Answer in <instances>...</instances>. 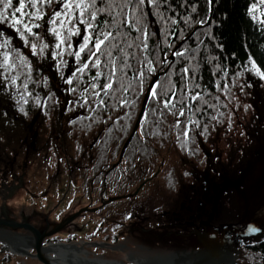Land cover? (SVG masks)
Instances as JSON below:
<instances>
[{"label":"flooded vegetation","instance_id":"obj_1","mask_svg":"<svg viewBox=\"0 0 264 264\" xmlns=\"http://www.w3.org/2000/svg\"><path fill=\"white\" fill-rule=\"evenodd\" d=\"M161 59L165 65V56ZM77 66L72 64V71L68 67L61 79L56 73L55 87L49 72L36 87L38 78L32 71L27 87L28 82L23 86L19 79L1 78L0 71V244L11 248L4 237L13 239L36 258L38 238L46 247L74 238L68 227L91 213L96 215L95 232L88 237L103 239L95 242L97 246H133L126 261L135 264L177 256L178 262L167 263L230 264L264 241L260 80L240 72L238 80L246 88L232 90L241 102L246 94L254 95L253 113L240 115L233 102L220 96L223 90L215 89L219 94L206 98L205 119H194L189 111L186 120L161 121L174 126L164 125L155 138L149 137L152 131L144 113L122 152L147 89L137 114L129 98L121 102L110 86L99 87L98 101L92 95L87 102L82 81L79 89L72 86ZM213 109L219 111V119L213 118ZM76 136L86 143L73 147ZM168 141L176 144L182 158L171 167L161 158L149 176V149L162 154ZM76 199L88 202L75 208ZM83 208L86 211L68 222ZM182 255L188 258L182 261Z\"/></svg>","mask_w":264,"mask_h":264},{"label":"trees","instance_id":"obj_2","mask_svg":"<svg viewBox=\"0 0 264 264\" xmlns=\"http://www.w3.org/2000/svg\"><path fill=\"white\" fill-rule=\"evenodd\" d=\"M255 1L71 0L72 8L66 9L64 4L69 0H37L35 7L26 0V14L21 15L15 13L19 0H12L8 9L4 8L6 0H0V14L7 17L0 16L1 78L19 79L23 86L28 82V87L34 71L38 78L35 86L39 87V80H46L43 74L49 72L55 87V74L61 79L68 67L72 71V64H76L77 81L72 86L79 89L83 84L89 95L87 102L92 100L89 90L93 85L102 89L110 86L121 102L129 98L137 114L153 76L166 70L153 88L144 115L152 131L149 137L155 138L167 125L161 121L188 118L185 106H192L194 119H205L207 96H217L215 89L229 90L230 95L241 81L240 72L260 80L264 92V21L252 9ZM14 19L21 23L14 24ZM53 20L55 23L50 22ZM188 36L171 59L174 48ZM98 40L103 41L99 49ZM248 97L251 103L254 95L246 94L244 100ZM148 153L149 160L161 154L154 149ZM13 260L7 246L0 244V264H12ZM240 260L264 264V241L243 253Z\"/></svg>","mask_w":264,"mask_h":264},{"label":"rangeland","instance_id":"obj_3","mask_svg":"<svg viewBox=\"0 0 264 264\" xmlns=\"http://www.w3.org/2000/svg\"><path fill=\"white\" fill-rule=\"evenodd\" d=\"M255 6V7H253ZM252 9L254 11H256V13L259 15V17L264 21V0H256L253 3ZM195 32V31H194ZM193 32V33H194ZM162 62V59H161ZM242 81L239 82V84L237 85L238 87H241ZM245 85V84H244ZM106 87V86H105ZM240 89V88H239ZM233 90V89H232ZM231 90L230 95L227 93L229 92V90H225L220 92V96L223 95L226 97L227 100H229V102H233L236 107L238 108V113L240 115L243 114H249V112H252V107L250 105V100L249 97L246 99V101L244 100L243 102H241L242 98L239 96H235L233 95V92H237L236 90L238 89H234L233 92ZM92 95L95 97L96 100V96L97 93L99 91V86L98 85H93L90 90H89ZM242 91V90H241ZM224 93H226V95H224ZM98 101V100H96ZM185 109V116L189 118V107H184ZM179 111H182L181 109H179ZM231 112V110H230ZM212 114H213V118L214 119H219L220 118V113L219 111L216 110H212ZM187 118V119H188ZM178 121V120H177ZM174 125H165V127H173ZM72 141V140H71ZM76 143H80L81 145L85 142V139L83 138H79L76 136L75 137V142L73 144V147H76ZM71 144V143H70ZM166 148L162 149V154H160L158 156L157 159H152L149 160V176H152L153 173L157 170V168L160 166L159 163L161 161V158H165V162H166V166L171 167L176 165V162L182 158L183 155H181V152L177 150L176 148V144L173 141H168L167 143H165ZM166 172H168V169L166 168L165 170L162 171V175H164ZM148 174V172H147ZM138 176H135L134 174V181H137ZM152 184H148L146 191L150 190L152 188ZM76 201L78 202V204L75 206V208H77L78 206H81L82 204H86L88 202V200H84V203L78 201L76 199ZM119 208V207H118ZM95 213H91L90 215H88L87 218H85V220H83V217H80V220L76 221L74 224L70 225V227H68L67 231L70 234H74V240L70 241L67 239H63V240H56L55 243H66V244H77L79 248L77 247L76 249H81L78 252L76 251V249H67V250H63V252H66V258L63 259L62 261H64V263L69 262V259H71V261L73 262V264H90L88 262H86V259L89 260H97V261H101L103 262H107L106 264H113L115 263V260H127V253H129L130 251H128V249L130 248L132 251H134V247L131 245L125 246V245H120L118 246V248H114L113 246H97L96 243L92 244L93 241L99 242L102 241L103 239L98 238V239H94V237H88V235H91L95 232V228L93 226V224L96 223V220L94 219L95 217ZM93 221V222H92ZM81 222H84V224H82ZM69 234V235H70ZM121 244L126 243L125 240H122L120 242ZM4 245L7 246L8 251L12 254L13 256V261L12 264H42L40 263L36 258L31 257L30 254L28 253H17L15 252L13 254L12 250L10 249V247L4 243ZM32 252V251H31ZM178 255L180 253H177ZM52 256L53 257H61V253L60 252H56L53 251L52 252ZM242 257V253L238 256L235 257V261L231 262L230 264H246L244 261H241L240 258ZM188 257L186 255H182L181 260L185 261ZM80 259H82L83 261H85V263H81ZM177 259H180L179 256L174 257L173 259L168 260L167 262L172 261H177ZM78 261V262H77ZM180 261V260H179ZM166 261H156V262H152L151 264H168ZM102 263H95V264H102ZM129 264H135V262L133 261H128ZM146 264H150V263H146ZM177 264V263H176Z\"/></svg>","mask_w":264,"mask_h":264},{"label":"water","instance_id":"obj_4","mask_svg":"<svg viewBox=\"0 0 264 264\" xmlns=\"http://www.w3.org/2000/svg\"><path fill=\"white\" fill-rule=\"evenodd\" d=\"M209 23H210V20L207 22V24H209ZM196 28H197V27H196ZM196 28L192 31V33L196 30ZM192 33H191V34H192ZM191 34H190V35H191ZM190 35H189V36H190ZM189 36L186 37L185 39H183L181 42H179V43L177 44V46L174 48L172 54L170 55V56H171V59H173L175 51H176V50H177V49H178V48L184 43V41H185L186 39L189 38ZM165 71H166V70L158 72L156 75L153 76L152 80L150 81V83H149V85H148V88H147V92H146V94H145V96H144V99H143V102H142L141 110H140V112H139L138 118H137L136 123H135V125H134L133 131H132V133L130 134V136L128 137V139L126 140V143H125V145H124V147H123V151H122V152H124L125 148H126L127 145L130 143V141H131L132 138L134 137L136 131L138 130V127H139L140 121H141V119H142V117H143V115H144V113H145L146 106H147V104H148V101H149V98H150L151 91H152L154 85L156 84V82L159 80L160 76H161ZM92 210H94V209H92ZM84 211H86V208L81 209V210H80L78 213H76L72 218H70V219L68 220V222H70L71 220H73L76 216H78L79 214H81V213L84 212ZM56 231H57V230H56ZM51 234H53V233H51ZM94 243H95V242H92V244H94ZM70 244H71V243H70ZM51 245H57V244H51ZM45 247H46V246H43L42 239H41V238H38L37 243H36V245H35V254H34V256H35V257H36V258H37L42 264H55L54 261H53V259H54L53 257H48V256H46V255L43 254L42 250H43Z\"/></svg>","mask_w":264,"mask_h":264},{"label":"bare ground","instance_id":"obj_5","mask_svg":"<svg viewBox=\"0 0 264 264\" xmlns=\"http://www.w3.org/2000/svg\"><path fill=\"white\" fill-rule=\"evenodd\" d=\"M4 239H5L7 242L10 243L12 249L15 250V252H17V253H21V252L29 253V252H28V251H29V248H27V246H25V245L20 246V245H18V244L16 243V241L13 240V239H6L5 237H4ZM77 247H79L77 244H70V245L57 244V245H50V246H48V247H45V248L42 250V252H43L44 255H46V256H48V257H53V256H52V252H53V251H56L57 253L60 252V253H61V257H53V258H54L53 261H54L55 264H73V262L71 261V259H69V262H66V263H64V261H62L63 259L66 258V255H65L66 252H63V250H64V249H65V250H67V249H76ZM79 248L82 249V247H79ZM79 248L76 249L77 252H78L79 250H81V249H79ZM80 261H81V263H85V261H86V262H88V263H90V264L102 263L101 261L99 262V261H97V260H89V259H86L85 261H83L82 259H80ZM77 262H78V261H77ZM102 264H104V263H102Z\"/></svg>","mask_w":264,"mask_h":264},{"label":"snow or ice","instance_id":"obj_6","mask_svg":"<svg viewBox=\"0 0 264 264\" xmlns=\"http://www.w3.org/2000/svg\"><path fill=\"white\" fill-rule=\"evenodd\" d=\"M28 3H29L32 7H35V6H36V3H37V0H28ZM12 6H13V4H12V0H6V2L4 3V8H5V9L11 8ZM25 7H26V0H19V7H17V8L15 9V13H20L21 15H25V14H26V13L24 12ZM64 7H65L66 9H71V8H72L71 0H69L68 3H65V4H64ZM76 7H80V5L77 4ZM253 7H255V6H253ZM15 13H13V16L15 15ZM55 15H56L57 17H59V16L61 15V13H60V12H57ZM0 16H2V14H0ZM36 18H37V19H40L41 17H40L39 15H37ZM253 18H255V17H253ZM2 19H7V17H6V16H2ZM50 22H51V23H55V20L50 21ZM82 22H83V21H81V23H82ZM13 23H14V24H20L21 21H20L19 19H14V20H13ZM61 23H63V22H61ZM37 27H39V25H37ZM24 28H25V30H26L27 32H29V33L32 32V29H31L30 27H28V25L25 24V25H24ZM53 31H55V30L53 29ZM57 38L59 39V33H57ZM61 43H63V41H61ZM102 43H103L102 40H98V41L96 42V48L99 49ZM58 46H59V45H58ZM86 46H87V45L85 44L84 47H86ZM34 49H35V46L33 45V50H34ZM83 50H84V48L82 47V48H81V51H83ZM258 71H259V70H258ZM262 75H264V74H262Z\"/></svg>","mask_w":264,"mask_h":264}]
</instances>
